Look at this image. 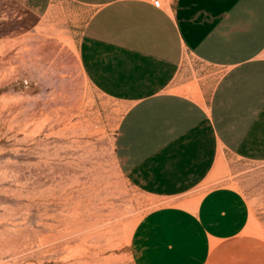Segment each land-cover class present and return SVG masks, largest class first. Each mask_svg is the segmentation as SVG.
Here are the masks:
<instances>
[{
	"label": "rangeland",
	"instance_id": "374dc122",
	"mask_svg": "<svg viewBox=\"0 0 264 264\" xmlns=\"http://www.w3.org/2000/svg\"><path fill=\"white\" fill-rule=\"evenodd\" d=\"M36 20L0 4V264H264V162L228 154L188 193L145 195L115 156L119 106L74 55L65 80L19 72L8 38Z\"/></svg>",
	"mask_w": 264,
	"mask_h": 264
},
{
	"label": "crops",
	"instance_id": "0c3cea01",
	"mask_svg": "<svg viewBox=\"0 0 264 264\" xmlns=\"http://www.w3.org/2000/svg\"><path fill=\"white\" fill-rule=\"evenodd\" d=\"M6 1L37 17L8 38L19 72L65 80L74 55L119 106L115 156L145 195L188 193L224 174L228 154L264 162V0Z\"/></svg>",
	"mask_w": 264,
	"mask_h": 264
},
{
	"label": "built area",
	"instance_id": "2783aa9c",
	"mask_svg": "<svg viewBox=\"0 0 264 264\" xmlns=\"http://www.w3.org/2000/svg\"><path fill=\"white\" fill-rule=\"evenodd\" d=\"M153 2L156 6H161L162 0H153Z\"/></svg>",
	"mask_w": 264,
	"mask_h": 264
}]
</instances>
